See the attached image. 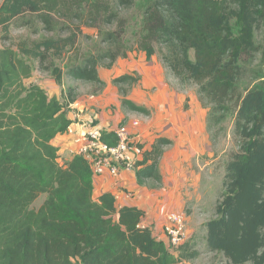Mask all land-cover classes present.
<instances>
[{"label":"trees","instance_id":"obj_1","mask_svg":"<svg viewBox=\"0 0 264 264\" xmlns=\"http://www.w3.org/2000/svg\"><path fill=\"white\" fill-rule=\"evenodd\" d=\"M140 3L136 50L158 54L181 84L197 88L209 109L212 140L234 117L237 150L227 155L223 191L205 223L206 246L227 264H264V0H3L4 40L10 25L57 34L0 48V264H188L198 256L190 237L179 246L168 236V242L158 239L143 223V209L118 208L111 192L96 198L83 156L59 163L52 140L71 124L67 107L77 88H64L58 98L25 83L36 61L57 81L67 75L99 93L105 84L99 68H111L130 51L124 11ZM76 20L81 23L74 27ZM83 27L97 30L89 50L79 44L80 36L94 40ZM137 81L133 74L114 80L126 109L149 113L125 97L124 85ZM103 139L118 142L113 133ZM171 143L161 137L144 151L137 162L140 184L161 181L160 159ZM42 194L46 200L34 208Z\"/></svg>","mask_w":264,"mask_h":264},{"label":"crops","instance_id":"obj_2","mask_svg":"<svg viewBox=\"0 0 264 264\" xmlns=\"http://www.w3.org/2000/svg\"><path fill=\"white\" fill-rule=\"evenodd\" d=\"M99 72L105 83L103 89L97 94L78 90L77 99L67 107V117L75 130H85L92 117L104 128L138 121L139 125L133 126V130L143 141L145 150H151L161 137L172 143L165 147L160 159V182L153 180L140 184L137 170H124L118 177L104 173L94 176L95 197L111 192L116 196L118 208L137 206L143 209V223L165 242L168 238L164 225L171 212L186 215L190 239L199 228L205 235V223L211 218L208 214L214 212L220 198L218 189L222 188L228 153L227 149L217 150L213 145L208 130L209 109L201 102L197 88L179 86L159 57L149 58L145 51L130 52L106 73L101 68ZM125 74L138 77L136 83L127 87L125 97L147 108L149 113L135 112L123 106L124 95L114 80ZM42 87L51 96L61 98L62 89L55 82ZM67 140V135L59 133L52 144L59 148L65 146ZM218 166H224L220 178L215 174Z\"/></svg>","mask_w":264,"mask_h":264},{"label":"rangeland","instance_id":"obj_3","mask_svg":"<svg viewBox=\"0 0 264 264\" xmlns=\"http://www.w3.org/2000/svg\"><path fill=\"white\" fill-rule=\"evenodd\" d=\"M3 2V0H0V5ZM142 4L140 3L139 8H134L128 11H124V16L129 20L128 23V29H127V34L125 37V50H130V52L137 51V45L135 43L136 38L134 35L138 33L141 29V24H142ZM80 20H76L74 23V27L76 25H79ZM234 23V22H233ZM8 39L4 40V29L0 27V48L4 45L6 42L7 45H15L18 44L26 39H34V38H40L42 36H54L57 33H48L46 31H41L40 33H35L33 27H27V26H22V27H16L14 25H10L8 28ZM83 32L84 35L90 37H93L94 40L85 38L84 36H80L79 41L80 45L83 50H89L90 48H93L96 45V35H97V30L93 27H83ZM261 39V32L258 34V40ZM16 48V46H15ZM158 57L159 55L156 54ZM160 59V58H159ZM109 62V61H107ZM33 66H34V71L33 74L30 78H27L25 80V83L27 86H31L33 84H39L43 85L49 82H55L60 86V89L68 88L69 86H74L77 88V93L78 90L80 93H92L95 89L94 85L90 84V82H85V81H80V80H74L67 75H64L61 82L57 81L54 75L51 72H44L39 68V65L36 61H32ZM55 63L57 66H60L63 68L64 62L62 60H55ZM101 71L106 73L107 70L110 68L106 67L105 65L101 66ZM137 77V75H135ZM138 78V77H137ZM249 79L245 78L240 82V88H244L248 84ZM177 84L181 86L182 84L178 81L177 79ZM125 88L128 86L125 84ZM62 95V94H61ZM218 129H216L217 131ZM217 138V139H216ZM213 139V145L217 150H226L227 153L230 154L233 150H237V145L236 141L234 138V117L233 114L229 116V118L226 120L224 123V127L219 130V133L217 134V137ZM226 154V153H225ZM223 164V163H222ZM222 167V168H221ZM217 167L215 169V174L217 175L218 178L219 176L222 177V171L224 170V166ZM223 181V179H222ZM221 189V190H220ZM220 191V193H219ZM223 191V183H222V188L218 189V194L220 196L221 192ZM215 192H217V188L215 189ZM47 195L42 194L38 197V199L33 203L34 208H39L44 201L46 200ZM211 217L213 216V210L211 214H208ZM204 233L202 231V228H199L197 232L195 233V236L192 237L189 241V245L193 250H197L199 252L198 256H196L193 259H190L188 261V264H227L226 258L223 256L221 253L217 252H211L208 250L205 242V237Z\"/></svg>","mask_w":264,"mask_h":264},{"label":"built area","instance_id":"obj_4","mask_svg":"<svg viewBox=\"0 0 264 264\" xmlns=\"http://www.w3.org/2000/svg\"><path fill=\"white\" fill-rule=\"evenodd\" d=\"M138 121L123 122L118 127L104 128L95 123L94 118L86 123V128L78 132L69 125L62 134L68 136L65 146H59L58 161L67 166L75 156L88 160L94 176L109 173L118 177L124 170H137V162L142 160L145 148L143 141L134 133L133 126ZM105 133H113L118 138L116 145H110L103 139ZM131 195V194H130ZM164 231L175 246L183 244L188 238L186 215L171 212L167 216Z\"/></svg>","mask_w":264,"mask_h":264}]
</instances>
